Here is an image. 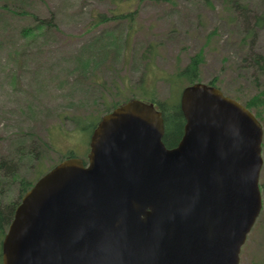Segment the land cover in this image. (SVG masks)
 I'll return each mask as SVG.
<instances>
[{
    "label": "water",
    "instance_id": "water-1",
    "mask_svg": "<svg viewBox=\"0 0 264 264\" xmlns=\"http://www.w3.org/2000/svg\"><path fill=\"white\" fill-rule=\"evenodd\" d=\"M180 105L174 148L154 102L104 115L88 165L66 159L24 195L3 264H240L263 206V126L205 83Z\"/></svg>",
    "mask_w": 264,
    "mask_h": 264
},
{
    "label": "rangeland",
    "instance_id": "rangeland-1",
    "mask_svg": "<svg viewBox=\"0 0 264 264\" xmlns=\"http://www.w3.org/2000/svg\"><path fill=\"white\" fill-rule=\"evenodd\" d=\"M129 11L133 22L95 27L99 15ZM263 15L264 0H136L131 6L123 0H0V159L23 164L28 180L70 151L86 159L91 134L87 125L75 128V118L102 114L95 103L102 95L110 102L134 97L160 103L174 95L177 102L187 84L176 74L196 55L203 56L202 83L217 78L226 96L246 100L264 88V78L255 81L260 75L252 57L264 55V27L255 24ZM51 18L37 29L38 21ZM113 24H123L129 48L95 55L91 68L81 66L76 58L82 46ZM25 31L38 36L26 37ZM43 140L52 149L41 162H26L30 144L39 151ZM261 173L263 211L241 264H264V167ZM17 188L1 185L0 207L3 199H17Z\"/></svg>",
    "mask_w": 264,
    "mask_h": 264
},
{
    "label": "trees",
    "instance_id": "trees-1",
    "mask_svg": "<svg viewBox=\"0 0 264 264\" xmlns=\"http://www.w3.org/2000/svg\"><path fill=\"white\" fill-rule=\"evenodd\" d=\"M141 1V0H140ZM168 2L171 0H167ZM205 4H209L211 0H202ZM223 2H230L231 0H222ZM124 4H128L129 6L133 5L136 0H123ZM237 8H239V5H237ZM234 10L232 13L236 15V12L238 11ZM134 15L135 13L132 11L129 12H123V13H115L112 17H109L108 15H99L96 19V26H109L110 24H104L108 22H114L119 23L124 20H128L130 22L134 21ZM233 20L234 17H232ZM119 21V22H116ZM53 22V18L48 20H40L38 21L37 29L42 30L44 29V26L47 27L46 24H50ZM256 26L257 28L264 27V15L261 16V18H256ZM111 30H105L100 33H96L94 36L91 37L90 41H88L86 44H84L81 48L80 53L77 55V62L83 66L84 68H91V64H93L95 55H107L110 52L119 53L121 49L127 50L129 48V38L128 36L123 37V27L121 25L123 24H113ZM133 25V24H132ZM24 35L26 37L32 36L37 37L38 35H35L33 31H25ZM255 37V32L251 34L249 38ZM254 43V42H253ZM151 48V47H150ZM149 48V49H150ZM149 53H151V58L156 57L157 52L154 49L148 50ZM254 58V63L256 64L258 68V73L260 75L259 78H257L255 81L260 82L261 77L264 78V55L260 53H256L252 55ZM203 63V56L202 55H196L193 56L189 62V64L181 69L177 74L176 78L177 80H186L187 86L192 85L197 82H201L200 78V71H201V64ZM89 66V67H88ZM217 78H214L211 80L209 85L218 87L222 90L221 86L219 85ZM177 83V82H176ZM126 89V86H124ZM120 88L118 87V90ZM180 91V90H179ZM123 93V92H122ZM226 94V93H225ZM174 96V95H173ZM173 96L167 100L164 103L158 102L155 98L146 99L144 101L147 102H156L164 117L165 121V135L163 138V142L167 148H174L176 147L179 142L181 141L183 134H184V127L186 124V120L184 118V115L181 110L180 105V97L177 102H173ZM234 99L241 102L246 108H248L250 111H252L255 116L259 119L261 123H264V88H259L257 93L253 96H250L249 98H245L244 100L242 96H235ZM135 99L132 98H125L123 101H115L110 102L104 95L101 96L95 103H99V107L103 108L102 114L94 117H90L87 119H82L80 117L75 118L76 127L79 128L80 126L87 125V129L90 134L92 135L93 131L98 126V123L100 122L102 116L106 115L107 113H110L112 110L117 108L118 106L127 103L131 100ZM74 120V121H75ZM43 145L42 149L39 151L34 150V146L32 147V144H30L28 152H26L25 149H22V154L25 153V159L26 162L30 163H39L41 162L43 156L48 153L52 149V146L50 147L49 144L45 142V140L41 141ZM22 156V155H21ZM20 156V158H21ZM70 157H76L75 153H70L66 157L63 156L61 160L65 158ZM19 159V158H18ZM24 160V159H19ZM25 162V163H26ZM56 164V163H55ZM54 164V165H55ZM23 164H15L11 161L1 160L0 159V187L2 184L7 185L8 187L18 185V197L17 199L10 201L9 199L2 201V204L4 207H0V264H3V256H2V242L4 240V237L7 234L8 228L13 221L15 211L17 207L19 206L23 196L26 194V192L31 189L36 182L37 179H39L45 171H41L37 177H35L34 180H28L25 178L24 172H22V166ZM26 173V172H25ZM25 176V177H24ZM2 192V189H0V193ZM14 195V192H12Z\"/></svg>",
    "mask_w": 264,
    "mask_h": 264
}]
</instances>
